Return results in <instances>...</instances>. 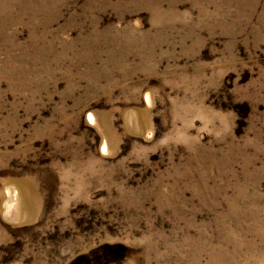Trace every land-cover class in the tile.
Segmentation results:
<instances>
[{
    "label": "rangeland",
    "instance_id": "374dc122",
    "mask_svg": "<svg viewBox=\"0 0 264 264\" xmlns=\"http://www.w3.org/2000/svg\"><path fill=\"white\" fill-rule=\"evenodd\" d=\"M0 264H264V0H0Z\"/></svg>",
    "mask_w": 264,
    "mask_h": 264
}]
</instances>
